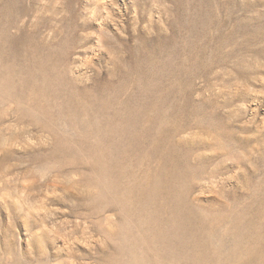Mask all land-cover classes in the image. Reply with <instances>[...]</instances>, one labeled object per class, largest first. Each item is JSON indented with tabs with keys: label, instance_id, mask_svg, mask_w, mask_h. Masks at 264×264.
Masks as SVG:
<instances>
[{
	"label": "rangeland",
	"instance_id": "obj_1",
	"mask_svg": "<svg viewBox=\"0 0 264 264\" xmlns=\"http://www.w3.org/2000/svg\"><path fill=\"white\" fill-rule=\"evenodd\" d=\"M257 234L264 0H0V264H264Z\"/></svg>",
	"mask_w": 264,
	"mask_h": 264
},
{
	"label": "bare ground",
	"instance_id": "obj_2",
	"mask_svg": "<svg viewBox=\"0 0 264 264\" xmlns=\"http://www.w3.org/2000/svg\"><path fill=\"white\" fill-rule=\"evenodd\" d=\"M250 184L251 182H250V180H249V177H248V179L246 180V184ZM260 236L257 234V235H255L254 236V239H255V241H254V243L256 244V246L258 247V248H260V247H264V240H263V242L260 240ZM254 248V247H253ZM256 250V249H255ZM256 255L258 254V250L256 251V253H255Z\"/></svg>",
	"mask_w": 264,
	"mask_h": 264
}]
</instances>
